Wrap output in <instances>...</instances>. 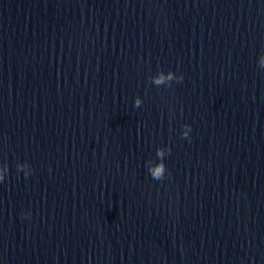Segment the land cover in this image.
<instances>
[{
	"label": "water",
	"instance_id": "obj_1",
	"mask_svg": "<svg viewBox=\"0 0 264 264\" xmlns=\"http://www.w3.org/2000/svg\"><path fill=\"white\" fill-rule=\"evenodd\" d=\"M261 51L264 0H0V264H264Z\"/></svg>",
	"mask_w": 264,
	"mask_h": 264
},
{
	"label": "clouds",
	"instance_id": "obj_2",
	"mask_svg": "<svg viewBox=\"0 0 264 264\" xmlns=\"http://www.w3.org/2000/svg\"><path fill=\"white\" fill-rule=\"evenodd\" d=\"M256 63H257L259 68L264 69V51H261L258 54ZM161 71H157L154 75H151L149 77V80L151 81V83L156 85L157 87H159L160 85H164L165 87H170L174 81L179 82V81H182L184 79L182 73L178 75L176 71L170 70L172 72L171 77H169L167 73H164L165 78L163 80H161L160 79ZM142 103H143L142 98L140 96H137L134 100V106L139 107ZM191 131H192V126L190 124L186 123L183 125V130L181 132V135L183 137L190 138ZM171 151H172V149L170 146L164 145V153H165L164 157L157 155L158 163L153 164L152 166H150L148 168L147 173L153 179L163 180L168 175V171H169L168 170V164H167L165 158L171 153ZM159 162H163L162 168H160ZM16 167L19 170H23L25 177L29 176L33 171L31 165L26 160L23 162L17 161ZM157 169H159V170H157ZM7 171H8L7 163L6 162H0V181H3L5 179ZM23 215L30 218L31 217V211L30 210L26 211L23 213Z\"/></svg>",
	"mask_w": 264,
	"mask_h": 264
}]
</instances>
